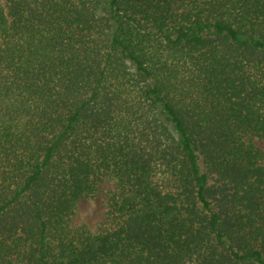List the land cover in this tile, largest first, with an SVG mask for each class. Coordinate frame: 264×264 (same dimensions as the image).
<instances>
[{
    "label": "trees",
    "instance_id": "obj_1",
    "mask_svg": "<svg viewBox=\"0 0 264 264\" xmlns=\"http://www.w3.org/2000/svg\"><path fill=\"white\" fill-rule=\"evenodd\" d=\"M259 141L264 0H0V264H264Z\"/></svg>",
    "mask_w": 264,
    "mask_h": 264
},
{
    "label": "rangeland",
    "instance_id": "obj_2",
    "mask_svg": "<svg viewBox=\"0 0 264 264\" xmlns=\"http://www.w3.org/2000/svg\"><path fill=\"white\" fill-rule=\"evenodd\" d=\"M258 144L264 148V141H259ZM115 188L116 184L106 179L100 184L95 197L80 199L72 219L73 226L86 224L93 231L103 227L109 209L107 198Z\"/></svg>",
    "mask_w": 264,
    "mask_h": 264
}]
</instances>
